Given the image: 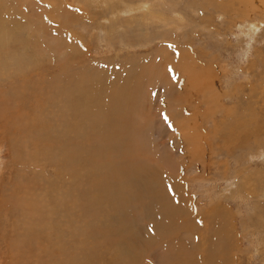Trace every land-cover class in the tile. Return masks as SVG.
<instances>
[{
	"label": "rangeland",
	"instance_id": "obj_1",
	"mask_svg": "<svg viewBox=\"0 0 264 264\" xmlns=\"http://www.w3.org/2000/svg\"><path fill=\"white\" fill-rule=\"evenodd\" d=\"M11 1L18 5L11 19L19 16L23 32L20 45L5 42L0 90L32 84L23 109L33 116L27 128L0 126V264H71V255L73 264H264V0ZM19 57L22 73L14 70ZM46 84L53 95H83L77 107L72 98L42 100L50 109L43 114L58 122L47 138L38 121L33 125L37 89ZM89 121L104 126L102 136L80 143L70 125ZM246 128L250 134L241 137ZM120 134L128 140L111 154L117 198L101 202L100 190L87 189L98 181L90 176L72 185H82L86 209L70 212L64 200L72 197H61L68 192L57 186L65 182L57 147L73 142L92 158L104 150L107 159ZM48 182L53 191L41 190ZM17 183L21 195L4 203ZM25 199L39 213L29 227L12 207ZM90 243L94 257L85 251Z\"/></svg>",
	"mask_w": 264,
	"mask_h": 264
},
{
	"label": "bare ground",
	"instance_id": "obj_2",
	"mask_svg": "<svg viewBox=\"0 0 264 264\" xmlns=\"http://www.w3.org/2000/svg\"><path fill=\"white\" fill-rule=\"evenodd\" d=\"M9 1H11V0H6V1H4V2H0V34L1 33H4V35L5 36H1L0 37V42L2 43V44H4V46H3V48L2 49H0V55L1 56H4V53H3V50H9V48L7 49V45H10L11 43L10 42H7V45H6V40H8L9 41V39H11V40H13V41H15V43L16 44H18V45H20L21 44V37H20V34H21V32H23L22 31V29H23V27H22V24H21V22H20V20L18 21V18H19V16H18V18H13L12 17V19H11V15H12V11L13 10H16L17 9V7H18V5H17V7H16V4H14V2L12 3V1H11V6H12V9H10V10H8L7 9V7H6V4H7V2H9ZM95 1V0H94ZM97 1V0H96ZM16 3V2H15ZM94 3V2H93ZM19 5H20V3H19ZM9 7V6H8ZM35 8V7H34ZM149 8V7H148ZM130 9V7H128L125 11H127V10H129ZM38 10V9H37ZM68 10V9H67ZM31 11V10H30ZM30 11H29V13H30ZM120 11V10H119ZM128 12V11H127ZM26 13V12H25ZM37 13V12H36ZM120 13H121V11H120ZM39 14V13H38ZM50 14V13H49ZM53 14V13H52ZM113 15H114V13H113ZM6 16H9L8 18L6 17ZM12 16H14V14L12 15ZM45 16V15H44ZM53 16V15H52ZM23 17V16H22ZM56 17V16H55ZM37 18V17H36ZM68 18V17H67ZM38 20L40 19V17H38L37 18ZM37 20V21H38ZM40 21V20H39ZM24 24V23H23ZM30 25V24H29ZM42 25V24H41ZM43 25H44V22H43ZM42 25V26H43ZM4 28V31L2 30ZM37 28V27H36ZM35 30V29H34ZM37 30L39 31L40 29H38L37 28ZM43 30V29H42ZM2 35V34H1ZM42 35V34H41ZM44 36H46V35H44ZM32 37V36H31ZM40 39V38H39ZM35 40V39H34ZM36 42H37V40H35ZM34 41V42H35ZM42 41V40H41ZM29 42V41H28ZM36 45V44H35ZM42 45V44H41ZM11 48V47H10ZM47 50V49H46ZM10 52H11V50H10ZM7 54V53H6ZM5 54V55H6ZM16 55V54H15ZM41 56V55H40ZM10 58H12V56L10 55L9 56ZM38 57V56H37ZM17 59V58H16ZM15 59V60H16ZM21 59H22V57H19L18 59H17V65L18 66H15L16 68L14 69L16 72H18V73H22V70H21V68L23 67V66H19V64H20V61H21ZM3 60V61H2ZM9 60V59H8ZM1 63H0V73H4L6 70H7V67H8V63L5 61V56H4V59H1ZM11 61H13V59L11 60ZM9 62L10 63V65L12 64L13 65V62ZM36 61V60H35ZM36 65H33V66H31V67H29L28 68V72L27 73H29V70L30 69H33L34 67H35ZM37 68V67H36ZM35 69V68H34ZM64 69V68H63ZM4 70V71H3ZM14 71V72H15ZM21 71V72H20ZM83 72V71H82ZM86 73V72H85ZM101 71H99L97 74L95 73V75H96V77L97 76H100L101 75ZM5 74V73H4ZM84 74V73H83ZM3 75V74H2ZM4 76V75H3ZM2 76V77H3ZM39 76V75H38ZM68 77V76H67ZM80 79V78H79ZM103 79V78H102ZM102 79H100V80H98V81H100V82H102L101 80ZM45 80V78H43L42 79V81L43 82H45L44 81ZM47 80V79H46ZM57 80V79H56ZM106 80V79H105ZM58 81V80H57ZM108 81V80H107ZM48 82V81H47ZM35 83V82H34ZM59 84H62V83H58V85ZM67 84H69V83H67ZM32 84H30L29 83V85H28V87H24L22 84L19 86V87H17V88H15V87H10L9 88V90L8 91H5V89H2V90H0L1 92V95H0V98H2V97H4L3 99H0V121H2V124L0 123V126H5V129H9V130H11V129H14V128H20L21 126H22V128H23V125H24V122H25V120H28L27 122H29V120L31 121V119H32V116H31V114H33L32 113V111L31 112H26V111H24V106L23 105H25V104H23V102L24 101H26L27 100V102L26 103H29V101H30V103L32 102V86H31ZM47 85V88L44 90V88H42L41 86V88H38L37 89V93H38V100L36 101V103H39V106H38V109L36 110L35 109V105L33 106V108L37 111V116H35L36 118V120H34L33 121V125L36 127V123H37V121L41 124V128L44 130V134H45V138H47V136H48V129H47V127H51L52 128V126L53 125H55V124H57L58 122H57V120H54V115H53V113L51 112V113H49V112H47V114L45 113V114H43L45 111H48V110H50L46 105H44L43 104V102H42V100L43 101H45V100H47V101H49L50 99H53V98H57V99H61V102H62V104H63V102H68V100L70 99V98H72V99H76L75 101H73V102H75V105H76V107L77 106H79L80 105V103H81V99H83V95H79V94H76V93H71L70 91H68V94H69V96L67 95V94H65L64 92L63 93H61V94H56V95H53V93H54V91H52V89H51V87L49 86V84H46ZM70 85V84H69ZM66 86V85H65ZM93 87V86H92ZM98 87V86H97ZM27 88V89H26ZM62 88H63V86H62ZM26 89V90H25ZM125 90H128V89H126V88H124ZM123 89V90H124ZM81 91V90H80ZM7 92V93H6ZM125 92V91H124ZM126 93V92H125ZM24 94H25V97H24ZM85 94V93H84ZM60 95H63V98H59V96ZM69 97V98H65V97ZM73 96L75 97V98H73ZM105 96V95H104ZM120 96V95H119ZM77 97V98H76ZM110 97V99L111 100H114V101H118V100H115V98H111L112 96H109ZM123 97V96H122ZM126 97V96H125ZM130 97V96H129ZM95 98V97H94ZM117 98H120V97H117ZM128 99V98H127ZM86 100V99H85ZM91 101V100H90ZM102 101V100H101ZM132 101V100H131ZM8 102H12L10 105H8ZM99 102V101H98ZM49 103V102H48ZM59 103V102H58ZM69 103V102H68ZM88 103V102H87ZM100 103V102H99ZM131 103V102H130ZM47 104V103H46ZM60 104V103H59ZM56 105V106H60V105ZM61 104V107H62V109H66V108H70V109H72L73 108V106H67V105H62ZM71 104H72V102H71ZM70 104V105H71ZM92 104V103H91ZM134 104V103H133ZM48 105V104H47ZM121 105V104H120ZM50 106H52V105H50ZM100 106V105H99ZM72 107V108H71ZM106 107H107V104H106ZM24 108V109H23ZM30 108V107H29ZM57 108H59V107H57ZM79 108V107H78ZM77 108V109H78ZM84 108V107H83ZM90 108V107H89ZM134 108H135V106H134ZM56 109V108H55ZM26 110V109H25ZM116 110H118V109H116ZM38 111H39V113H38ZM123 112V111H122ZM86 113V112H85ZM121 113V112H120ZM124 113V112H123ZM36 114H34V115H36ZM119 114V113H118ZM120 115V114H119ZM67 115H62V117H61V121H63L62 123L63 124H66V119H67V117H66ZM69 118V117H68ZM73 118H74V116H73ZM120 118V117H119ZM122 119V118H121ZM73 120V119H72ZM112 120V119H111ZM68 121H70V119H68ZM76 121V120H75ZM27 122H25V123H27ZM135 123V122H134ZM104 124H106V123H104ZM103 124V125H104ZM62 125V124H61ZM245 124L243 123L242 124V126H244ZM25 126V125H24ZM62 126H64L65 127V125H62ZM61 126V127H62ZM75 126V122H73V123H71V125H70V127H71V129H73V134H74V136H75V133H77V134H80L79 136H78V142H84V140H85V142H88L91 138H92V134L95 136L96 134H98V135H101L103 132H102V130L100 129L101 127H104V126H101V124H99L98 126H100L99 127V129L97 130V129H95L94 127H95V125H94V122H87L86 124H85V128H81V129H76L77 127H74ZM26 127V126H25ZM82 127V126H81ZM27 128V127H26ZM79 128V127H78ZM103 129V128H102ZM107 129V128H106ZM116 129V128H115ZM126 129V128H125ZM66 130V129H65ZM70 130V129H69ZM252 130V129H251ZM13 131V130H12ZM17 131V130H16ZM23 131V130H22ZM21 131V133L23 134V132ZM28 131V130H27ZM104 131V130H103ZM15 132V131H14ZM29 132V131H28ZM28 132H26V134H25V136L27 135V133ZM62 132H63V130H62ZM72 132V131H71ZM119 132V130L117 131V133ZM134 132V131H133ZM250 130L248 129V128H246V129H244V132H243V135L241 136V137H246L247 138V136L250 134ZM57 133L59 134V132L57 131ZM64 133V132H63ZM68 133H69V131H68ZM105 133V132H104ZM112 133V132H111ZM120 133V132H119ZM121 136H123V137H119V140H118V136L117 135H115V137L117 138L116 140H114V141H111V144H110V146H109V148H108V150H107V152H106V158L107 159H105V153L103 154V152H105L104 150H102L101 152H102V155L101 156H99L98 158H92V156L93 155H90V157L88 156V154H86L85 153V151H83L82 149H79V147H81V146H79L78 148L77 147H75V145H74V143L73 142H62L63 143V147H57L58 148V151H59V153H60V156L57 158V159H55V162H56V164H57V167L58 168H60V170H59V172L61 173V175H63L64 177H63V179L65 180V182H64V186L62 187V186H59V185H57L60 189V191H61V193H66V192H68L66 195H62L61 197H72L71 198V200H64V201H66V203H67V205H68V210L70 211V212H75L76 210V207H77V205H79L78 207H77V209L81 206V207H83L82 209H86L85 207H86V203H83L82 201H84V199L86 198H81L80 199V190H79V188L82 186V185H78V186H76V187H72V185H75L76 183H79V184H83L84 185V182L90 177V176H92V177H94L95 179H96V177L98 178V181L97 182H95L94 184L93 183H91L90 185H89V187L87 188V189H90V190H92V191H94V192H96V191H98V190H100L101 192H102V195H101V199H100V201L101 202H105V201H107V202H111V201H113L112 200V198H117L116 196H115V193L114 192H117L116 190H117V187L118 186H120V181H118L117 180V178L115 177V175H116V170H115V168L114 167H111L112 166V155H113V150L116 148V147H121L123 144H124V146L125 147H127V142L125 141V143L123 142V140H128V139H124V138H126V135L125 134H120ZM66 136V135H65ZM102 136V135H101ZM188 136V135H187ZM57 137V136H56ZM77 137V136H76ZM189 137V136H188ZM188 137H186V138H188ZM44 138V139H45ZM67 138V137H66ZM73 138V137H72ZM112 138V137H111ZM130 138H131V136H130ZM134 138H135V136H134ZM19 139H21V137L19 138ZM23 139H25L24 137H23ZM95 139V138H94ZM193 139V138H192ZM117 140H118V146H117ZM136 140V139H135ZM21 140H18L17 142H16V144L17 145H19V146H21V147H23V146H25V144H26V142L25 143H22V142H20ZM101 141V140H100ZM188 141H189V138H188ZM84 142V143H85ZM105 142V141H104ZM29 143V142H28ZM83 143V144H84ZM91 143V142H90ZM100 143V142H99ZM189 143H190V141H189ZM79 144V143H78ZM105 144V143H104ZM23 145V146H22ZM103 145V144H102ZM106 145V144H105ZM77 146V145H76ZM191 146V145H190ZM100 147V146H99ZM104 148H105V146H103ZM104 148H102V149H104ZM126 149V148H125ZM140 149V148H139ZM193 149V148H192ZM127 150V149H126ZM89 151V150H88ZM123 151H125V150H123ZM192 151V150H191ZM36 153V152H35ZM56 153V152H55ZM58 153V152H57ZM123 153V152H122ZM137 153H140V152H137ZM112 154V155H111ZM115 154H117V153H115ZM124 154V153H123ZM127 154H130L129 152L127 153ZM131 154H133L132 152H131ZM142 155V154H141ZM122 156V155H121ZM131 156V155H130ZM26 157H28V161L32 164V165H34L33 163L34 162H36V159L33 157V156H31V155H27ZM116 157V156H115ZM123 157V156H122ZM24 159V158H23ZM113 159H114V155H113ZM123 159V158H122ZM121 159V160H122ZM132 159V158H131ZM26 160V161H27ZM25 161V162H26ZM54 162V163H55ZM118 162H120L119 161V159H118ZM132 162H133V160H132ZM28 163V162H27ZM103 163V165H104V167H101L100 165ZM123 164H125V163H123ZM128 165V164H127ZM135 165V164H134ZM126 166V165H125ZM129 166V165H128ZM111 167V168H110ZM127 167V166H126ZM134 167V166H133ZM132 167V168H133ZM62 169V170H61ZM81 169V170H80ZM120 171H122V170H120ZM130 172V171H129ZM136 175V174H135ZM58 176V175H57ZM56 175H55V177H57ZM122 179H125V178H123V177H121ZM128 178V177H127ZM142 178V177H141ZM121 179V180H122ZM126 180V179H125ZM20 182H22V181H20ZM24 182V181H23ZM50 182V181H49ZM47 183V188H45V189H41V190H47V191H53V189L52 188H54V186L51 184V183ZM18 184V186H19V190L16 188L17 187V185H15V184H13V189H11L10 188V190H12V192L7 196V198H5L4 200H3V202L5 203V202H11L12 201V199H16L17 197H18V195L20 194L21 195V191H22V189H23V186L21 187L20 185H19V183H17ZM23 184V183H22ZM31 184V183H30ZM125 184V183H124ZM15 185V186H14ZM127 185H129V184H127ZM29 186V185H28ZM35 186H40V184L38 183V182H35V184H34V186H32V184H31V187H30V195L32 194V191H36V189H33ZM97 186H98V188H97ZM94 187L95 188H97V189H94ZM121 188V187H120ZM16 189H17V191H16ZM119 189V188H118ZM124 189V187L122 188V189H119V190H123ZM136 189V188H135ZM130 190V189H129ZM86 192V190L84 191V193ZM121 192V191H120ZM27 193V192H26ZM83 193V194H84ZM100 193V192H99ZM136 193V192H135ZM82 194V193H81ZM90 194V193H89ZM92 194V193H91ZM90 194V195H91ZM122 194V193H121ZM24 195H25V193H24ZM27 195H29V194H27ZM29 195V198H30V200L31 201H33L35 198H34V196H30ZM48 195H51V194H49L48 193ZM89 195V196H90ZM93 195V194H92ZM116 195H117V193H116ZM84 196V195H83ZM118 196V195H117ZM120 197H122V196H120ZM21 198V197H20ZM28 198V199H29ZM60 198V197H59ZM98 198H100L99 196H98ZM23 199V198H22ZM89 199V198H88ZM19 200V199H18ZM115 201V208H113V209H109L110 211H111V213H114L116 210H118V205H117V202L118 201H116V199L114 200ZM13 203V202H12ZM11 203V204H12ZM98 203V202H97ZM110 204V203H109ZM99 205V204H98ZM13 206H15V210H16V213L18 214V216H16V217H20V221L22 222V223H24V227H29V224L31 223V218H38V216H37V214L39 215V213H38V207H33L32 208V210L31 209H29V208H31L30 207V204H28L27 203V201H26V199L23 201H18V203L17 202H15V203H13L12 204V207ZM103 206V208L106 210V207H105V205H102ZM101 206V207H102ZM92 207V206H91ZM29 209V214L28 213H26V210H28ZM103 209V210H104ZM81 210V209H80ZM91 210V209H90ZM95 210V209H94ZM100 210H102V209H100ZM37 211V212H36ZM33 212H35V214L33 213ZM81 212H83L82 210H81ZM84 212H86V211H84ZM102 212V211H101ZM103 214V213H102ZM106 214V213H105ZM92 216H94V215H92ZM84 222V221H83ZM100 222V221H99ZM97 223H98V221H97ZM96 223V224H97ZM85 224V223H84ZM95 224V225H96ZM101 224V223H100ZM86 225V224H85ZM98 226V225H97ZM101 228V227H100ZM89 229H91V231L93 230V228L92 227H90ZM102 229V228H101ZM25 230H23V232H24ZM29 231V230H28ZM30 233V232H29ZM35 233V232H34ZM33 233V234H34ZM99 233H101V235H102V232L100 231ZM26 234L27 235H25L24 236V238L25 239H29L30 238V236H31V234H28V232H27V230H26ZM38 234V233H37ZM103 234L104 235H106L104 232H103ZM35 235V234H34ZM39 235V234H38ZM36 236V235H35ZM34 236V237H35ZM69 236V235H68ZM108 236V235H107ZM37 237V236H36ZM35 237V238H36ZM82 238H84V236L82 237ZM32 239V238H31ZM104 239V238H103ZM68 239H66V242H68L67 241ZM86 241V243L89 241L88 239H84L82 242H85ZM97 242V241H96ZM14 243H15V245L16 246H18L17 244H19V242L17 241H14ZM21 243V242H20ZM65 243V242H64ZM11 245H12V243H11ZM42 245V244H41ZM44 245V244H43ZM42 245V246H43ZM40 246V245H39ZM19 248H20V246H19ZM61 248H62V246H61ZM86 248V247H85ZM101 248V247H100ZM16 248H14V250H15ZM20 250V249H19ZM53 250H55V249H52L51 251H53ZM57 250V249H56ZM96 249H95V246H92L91 245V243H90V246L87 248V250L85 249V251H87V252H90V256L91 257H94V254H95V251ZM85 251H83V252H85ZM93 251H95V252H93ZM55 252V251H54ZM58 252V251H57ZM81 253L82 252H80V254L79 255H81ZM93 253V254H92ZM71 257V259H70V261H72V263L71 264H73L74 262H76L75 261V259H76V255H71L70 256ZM106 257V256H105ZM28 259V257H24V260H27ZM77 260V259H76ZM80 263H82L83 262V260L82 259H80ZM92 261L94 262V260L92 259ZM97 262H98V260H97ZM96 262V263H97ZM56 263V262H55ZM58 264H59V261L57 262ZM79 263V262H78Z\"/></svg>",
	"mask_w": 264,
	"mask_h": 264
}]
</instances>
